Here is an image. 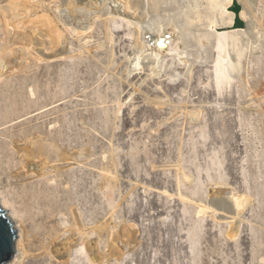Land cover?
<instances>
[{"label":"rangeland","instance_id":"1","mask_svg":"<svg viewBox=\"0 0 264 264\" xmlns=\"http://www.w3.org/2000/svg\"><path fill=\"white\" fill-rule=\"evenodd\" d=\"M25 1L54 19L60 44L40 37L42 61L21 68L5 58L0 196L48 217L32 228L40 264L59 248L72 255L62 264H92L90 251L96 264H264V0H235L256 32L222 94L205 35L209 18L230 22L227 0ZM126 3L132 26L114 13ZM173 27L181 56L142 50ZM21 159L47 161L45 178L24 175ZM234 197L246 199L239 210Z\"/></svg>","mask_w":264,"mask_h":264},{"label":"bare ground","instance_id":"2","mask_svg":"<svg viewBox=\"0 0 264 264\" xmlns=\"http://www.w3.org/2000/svg\"><path fill=\"white\" fill-rule=\"evenodd\" d=\"M75 1L79 5V9H83L88 3V0ZM233 1L236 2L235 0H227V4L221 6V15L229 14L232 16L230 22L221 25L215 17L209 18V24L207 25L209 31L205 35L207 42L216 47L214 56L216 67L215 93L218 91L219 94L233 88L237 73V67L233 61L238 60V62H241L245 54L242 50H239V46L241 42H243V37L249 36L250 34L254 35L256 32V27L254 25L256 22L255 16L253 12L245 6L239 17L246 23V28L234 29L233 25L236 14L234 12L228 13V10H226L227 5L231 6ZM28 3L29 2L25 0H6L0 2V37L2 33L5 35H3L4 39H2L5 45L0 49V81L5 79L9 72L15 70L16 65V69L21 68V63L24 60L26 62L28 59L27 56H34L33 52L35 51L34 47L36 45L47 43L46 40L41 41L40 37L51 39L52 44H60L59 27L54 19L48 14L39 15L37 11L30 13V11H28ZM238 3L240 4L241 2L238 1ZM137 6L141 7L140 4ZM133 9L132 3H126L125 7H119L120 12L124 13L125 16H120L121 14H118L116 9L114 11L115 15H119L116 19L123 20L132 26L134 22L130 18L135 19V17L131 15ZM114 23L116 24L114 28L119 33L126 31L125 28H121L120 21H115ZM225 28L231 29V31L222 32L221 30ZM110 31L114 34V29H110ZM161 38L163 39L162 45L158 46L157 43ZM180 39L181 38L175 36V29L173 27L172 30L154 33L153 38L150 37L149 40L142 43V50H153L155 55L161 56L176 51L179 52L178 56H181L184 52L181 49ZM127 41L128 40L125 42ZM8 55L13 56L12 65H15L14 67L7 65L8 62L5 58H7ZM34 57L37 61H42L39 55ZM18 60H21V63H19L20 66H18ZM22 161L27 162L28 165H24ZM46 163L47 161L34 164L29 159H21L22 172L24 171V175L31 176L32 178L36 177L39 180L44 179L46 171L49 169ZM245 200V198L234 197L235 206L238 210L243 207ZM16 206L14 202L9 201L4 196H0V208L5 211L7 217L12 215L16 218V222L13 223V228L16 232L14 253L12 258L4 264H24L27 258L30 264H40L43 256L40 254V251L45 250L46 246H42L44 244L40 237L41 233H34L32 228L37 227V229H41L39 224L42 225L43 222H46L48 217L44 214H31L27 216L24 210ZM208 209H210L208 206L200 205L199 214L206 213ZM45 227L43 226V228ZM79 233L82 235L84 234L79 228L72 230L70 239L73 240L75 237L74 235ZM54 243L57 242L54 240L50 242L51 245ZM61 251L62 250L59 248L51 254L54 259L52 264H62L67 258L72 256L71 253ZM84 251L89 258L90 252L93 254V258L91 256L90 261L92 264H96L97 260L94 257L95 253L92 251L89 252L86 245H84Z\"/></svg>","mask_w":264,"mask_h":264},{"label":"water","instance_id":"3","mask_svg":"<svg viewBox=\"0 0 264 264\" xmlns=\"http://www.w3.org/2000/svg\"><path fill=\"white\" fill-rule=\"evenodd\" d=\"M241 10L242 6L237 2H233L230 7V11L236 14L234 29L246 28V23L239 17ZM162 42L163 39L161 38L157 45L161 46ZM15 222V217L12 215L7 217L5 211L0 208V264L8 262L13 256L16 240V232L13 228Z\"/></svg>","mask_w":264,"mask_h":264}]
</instances>
